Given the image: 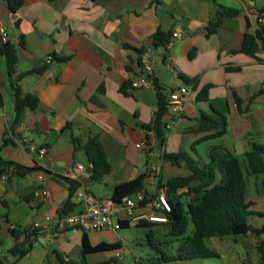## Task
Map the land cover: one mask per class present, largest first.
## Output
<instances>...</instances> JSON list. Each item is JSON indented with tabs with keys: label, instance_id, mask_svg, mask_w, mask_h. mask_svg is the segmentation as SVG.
Instances as JSON below:
<instances>
[{
	"label": "crops",
	"instance_id": "0c3cea01",
	"mask_svg": "<svg viewBox=\"0 0 264 264\" xmlns=\"http://www.w3.org/2000/svg\"><path fill=\"white\" fill-rule=\"evenodd\" d=\"M22 1L18 11L11 13L5 0H0V31L3 30L8 42L16 46L17 74L43 67L49 56L54 60L43 73L20 81L24 94L39 99V108H27L16 123L15 95L5 59L0 54V90L4 95V106L0 109V157L9 165L38 168L18 176L9 165L0 166V251L11 254L10 249L16 243L24 242L23 235L18 240L12 237L11 229L25 232L39 224V237L26 256L35 254L36 241L44 237L59 243V249L47 250L45 258L50 257L52 264L70 263L68 252H72V248L66 246L65 241H71V237L77 241L82 235L78 251L83 263L122 264L119 262L122 249L113 247L110 237L104 234L107 231L92 235L66 224V216H61L60 211L70 197L68 180L79 184L72 198L74 211L69 215L83 211L81 192L98 201L109 199L140 176H144V192L154 197L164 189L166 167L181 171L170 175L168 180L189 174L184 163L177 166L163 158L165 153H181L167 151V139L177 129L182 127L185 137L200 133L191 141V146L221 141L238 128L226 115L240 119L264 107L258 99L264 93L255 96L249 93V89L260 86L264 90V51L260 50L253 57L241 52L245 34L255 35L260 28L258 18L264 14V0ZM223 8L238 10L239 14L224 18L213 30L210 23L216 21ZM158 31L171 32L178 37H172L167 47L156 48L154 35ZM21 41L24 47L20 46ZM144 58L152 68L151 86L135 88ZM155 79L168 90V102L171 90L187 87L190 92L181 115L173 114L169 108L161 135L152 127L158 109L152 83ZM124 85L127 95L121 92ZM204 88H208L206 96L198 99ZM244 89L248 91L247 97L240 93ZM215 113L225 116L227 124L225 133L213 138L217 130L200 131L198 119L202 114ZM171 122L174 123L169 125ZM257 130V135L264 133V125ZM92 137L100 141L112 168L111 173L98 182L90 177V163L82 148ZM254 138L245 136L249 149L241 141L245 148L240 153L242 156L222 144L210 147L204 155L197 151L195 154L198 161L208 163L209 154L221 149L244 161L245 153L253 143H258ZM74 140L80 147H76ZM40 150L45 153L40 154ZM79 165L84 171L77 169ZM244 178L245 200L253 204L251 209L256 213L249 223L252 228H263L264 172L245 171ZM102 184L111 188L110 195L99 198L92 190ZM43 190L47 191L46 195ZM182 192L184 190H180ZM177 196L168 195L174 202ZM188 200L189 197L181 199L182 202ZM136 213H147V209H138ZM121 221L120 230L123 226L138 227L129 223L126 216H121ZM69 232H72L70 236ZM227 237L231 240H225ZM262 239L263 236L251 232L210 238L212 245H207L208 240L206 245L217 257L168 264H220L210 261L221 258L218 241H228L236 247L232 260L238 263L233 264H264L258 249ZM87 258L91 259L87 261ZM0 260L7 264L17 261H9L2 255ZM140 262L146 263L134 257V264Z\"/></svg>",
	"mask_w": 264,
	"mask_h": 264
},
{
	"label": "trees",
	"instance_id": "16d2710c",
	"mask_svg": "<svg viewBox=\"0 0 264 264\" xmlns=\"http://www.w3.org/2000/svg\"><path fill=\"white\" fill-rule=\"evenodd\" d=\"M95 1V0H92ZM6 6L11 13H16L22 6V0H5ZM239 14L238 10L223 8L216 16V21L210 25L213 30L217 28L222 20L226 17H234ZM171 32L158 31L154 35V46L156 48L167 47L172 40ZM24 42L20 46L24 47ZM128 48V46H126ZM260 50L264 51V26H260L255 35L245 34L241 52L248 56H255ZM142 54V50H137ZM0 54L4 57L9 82L15 95V119L19 123L24 111L28 108L37 110L39 108V99L32 94H24L20 87V81L24 78L41 74L47 69V64L41 68H35L25 73L17 74L16 66L18 56L16 46L6 42L3 43L0 36ZM54 60V58H53ZM67 60L66 58L62 59ZM140 64V63H139ZM152 78L151 75L148 76ZM186 83H193L185 80ZM156 90L158 109L152 127L161 135L165 126V118L169 113V102L167 99L168 90L163 88L155 79L152 81ZM208 88H204L198 99L206 96ZM173 90L169 91V95ZM121 92L127 95L126 85L121 88ZM260 93H264L261 90ZM238 104L239 99L237 98ZM4 106V95L0 90V109ZM200 131L217 130L212 135L213 138L222 136L226 131V118L220 114L214 115L202 114L198 119ZM149 129V126L146 127ZM221 128V129H220ZM209 138V137H208ZM206 138V139H208ZM205 139V140H206ZM8 143V141H5ZM76 147H80L77 140H74ZM90 167L88 172L94 182L111 173L112 168L108 162L106 152L104 151L97 137L90 138L82 147ZM164 160L180 166L184 163L187 166L189 174L186 176H175L169 179L163 186L169 196H177L174 202L170 200L172 211L168 214L169 222L167 224H153L147 221H141L138 227L153 228L147 233L149 246L156 250L157 255L152 256V264H168L175 261L197 258H214L218 254L208 248L206 240L210 238H223L225 236H239L248 233L263 236L259 243L258 249L264 263V227L260 229L252 228L249 219L256 213L251 209L253 204L245 200L246 182L244 178L245 171L252 174L264 172V145L253 143L251 149L244 155V161L228 150H217L209 154V162L193 160L187 153L167 154L163 156ZM9 165L0 157V166ZM11 168L18 176L37 171L38 168H26L16 164H10ZM144 176L127 183L122 191H116L112 197L114 200L126 195H133L136 192L143 191ZM69 183V200L60 211L61 216H68L74 211L72 198L76 194L79 184L74 180H68ZM180 190L184 192L180 193ZM183 197H189V200L182 202ZM190 224H193L194 230L189 234ZM76 229V228H72ZM41 229L34 231L21 232L11 229L10 233L16 240L24 236V242L16 243L10 253L16 257L14 264H20V261L31 251L34 241L39 237ZM176 243L175 253L168 255L162 248H170L168 244ZM114 247V246H113ZM86 251H83L85 254ZM62 263V262H61ZM0 264H7L0 260ZM101 264H110L105 262ZM148 264V263H137Z\"/></svg>",
	"mask_w": 264,
	"mask_h": 264
},
{
	"label": "rangeland",
	"instance_id": "374dc122",
	"mask_svg": "<svg viewBox=\"0 0 264 264\" xmlns=\"http://www.w3.org/2000/svg\"><path fill=\"white\" fill-rule=\"evenodd\" d=\"M261 86L255 89H249V93L252 96L258 95ZM247 90H242L240 93L243 95H246L247 97ZM259 102H263L264 104V96H258ZM229 118V121L232 122V124H236L238 128L232 133L229 132L228 135L221 139V141H208L206 143H202L200 145H194L191 146L190 143L195 139L196 136L200 135V133H194L189 135L188 137L183 136L184 129L181 127L177 129V131L170 137V139H167V151L172 152L180 151L187 153L193 160H198L196 157V152H199L201 155H204L210 147L213 146H219L220 144L225 145L226 147L236 150L238 152L239 156H242V153L245 148L241 146V144H244V147L248 148V142L245 141V136L248 137H255V141L264 145V133L256 134L258 132V128L261 127V125H264V107H261L259 111L257 112H249L245 115H243V118L236 119L232 115H226ZM242 133H245V135H242ZM244 137V138H243ZM250 139V138H249ZM240 141V142H239ZM241 141H243L241 143ZM164 178L163 180L165 183L168 181V177L173 174H179L181 171H179L178 168H173L171 170V167H166L164 169ZM172 171V174H170ZM171 179V178H170ZM110 189L106 187L105 184L102 185H96L93 188V193L99 198H104V196L110 195ZM186 199V198H185ZM157 230L158 227L153 228H147V227H127L123 226L122 229L119 232L115 231H107L104 234H106L108 237H110L111 242L114 243V247L119 249H122L121 252V262L122 264H134V257L140 258L143 262H146L148 264H152L151 257L152 256H160L157 255L158 253L156 250L152 249L147 240V233L150 230ZM194 230L193 224H190L189 227V234ZM72 232H69L68 235L70 236ZM90 234L94 235L97 234L95 232H90ZM100 234V233H98ZM68 236V237H69ZM225 240H231V237H227ZM82 241V235L80 238L76 241L74 237H71V241H65V245L69 248H72V252H68L71 262L67 264H85L83 263V257L79 253V249L81 246ZM213 241L208 240L207 245L211 246ZM228 241H218L217 247L220 249L221 252V258L220 259H211L212 262H220V264H233L238 263L237 261H233L232 257L235 254L236 247L231 245L230 243H227ZM59 243H55L52 240H48L44 237H40L36 243H35V254L32 253L25 258L21 260L22 264H52V259L45 258L46 251L59 249L58 246ZM170 248L167 250L166 248H162L165 253L168 255H171L172 253H175L176 250V243L168 244V247ZM77 249V250H76ZM0 255H2L3 258L8 259L9 261H15L16 259L9 253L0 251ZM91 259V258H89ZM87 258V261H89ZM164 264V263H163ZM179 264H185V263H179Z\"/></svg>",
	"mask_w": 264,
	"mask_h": 264
},
{
	"label": "built area",
	"instance_id": "2783aa9c",
	"mask_svg": "<svg viewBox=\"0 0 264 264\" xmlns=\"http://www.w3.org/2000/svg\"><path fill=\"white\" fill-rule=\"evenodd\" d=\"M260 26H264V14L258 18ZM0 36L3 43L8 42L6 33L1 30ZM178 35L174 34L173 38ZM139 68V77L134 82L135 88H146L151 86L149 75L152 68L147 63L146 59ZM53 62V57L46 58L47 65ZM190 95L187 87H180L173 90L169 95L170 111L175 115H181L183 106L188 96ZM171 122L169 125H172ZM40 150V154H44ZM79 171H84V167L79 165ZM69 175V173L67 174ZM46 195L47 191L43 190ZM83 203V211L77 214L65 217L66 224L71 228L80 229L84 232H100V231H118L121 228V216L127 217L129 223L139 224L141 221H147L153 224H167L169 222L168 214L172 211V205L167 195L166 189L159 191L154 197L147 195L143 191L126 195L119 199L113 198L98 201L92 195L85 191L79 194ZM138 209H147V213H136ZM39 224H35L30 228V231L40 229ZM69 261V259H66Z\"/></svg>",
	"mask_w": 264,
	"mask_h": 264
}]
</instances>
